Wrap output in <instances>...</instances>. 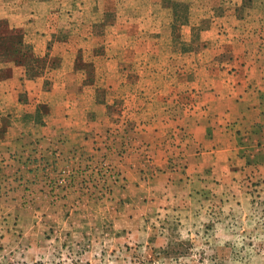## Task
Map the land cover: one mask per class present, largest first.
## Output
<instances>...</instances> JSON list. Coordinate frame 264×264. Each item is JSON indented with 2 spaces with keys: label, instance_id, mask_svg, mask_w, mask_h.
I'll return each mask as SVG.
<instances>
[{
  "label": "rangeland",
  "instance_id": "obj_1",
  "mask_svg": "<svg viewBox=\"0 0 264 264\" xmlns=\"http://www.w3.org/2000/svg\"><path fill=\"white\" fill-rule=\"evenodd\" d=\"M224 1H44L47 48L65 57H38L29 72L74 66L87 122L82 145L25 138L21 148L41 150L0 155V264H264V168L179 198L158 180L162 155L183 170L189 137L155 123L193 110V64L229 59Z\"/></svg>",
  "mask_w": 264,
  "mask_h": 264
},
{
  "label": "crops",
  "instance_id": "obj_2",
  "mask_svg": "<svg viewBox=\"0 0 264 264\" xmlns=\"http://www.w3.org/2000/svg\"><path fill=\"white\" fill-rule=\"evenodd\" d=\"M44 1L0 0V39L22 35L32 45L30 51L23 50L26 57H65V52L47 48L50 35L42 28L48 23ZM219 5L224 9L221 17L228 61L216 67L193 64L191 81H187V88L195 89L193 110L167 125L157 127L155 123L154 129L171 127L189 137L183 170L179 165L169 168L166 156L158 159V180L168 186V197H184L211 181L222 187L242 174L248 179L254 170L264 168V1L226 0ZM75 71L74 66L65 69L62 61L60 66L45 69L43 75L31 76L27 64L6 57L0 40V155L26 148L34 154L41 150L34 145L21 148L25 138L35 145L36 139L43 145L54 136L62 137L65 144L66 137L81 143L77 130L87 121L80 120L77 113L86 108L82 103L88 95L83 93V83L76 81ZM46 103L53 106L51 114L39 110ZM64 125L68 128L63 129ZM62 132L65 134L59 135ZM49 146L51 150L54 145ZM68 147L62 146L65 151Z\"/></svg>",
  "mask_w": 264,
  "mask_h": 264
},
{
  "label": "trees",
  "instance_id": "obj_3",
  "mask_svg": "<svg viewBox=\"0 0 264 264\" xmlns=\"http://www.w3.org/2000/svg\"><path fill=\"white\" fill-rule=\"evenodd\" d=\"M8 38H11V39H17V43L18 45L20 46H17L16 48H14L13 50L9 49V48H6V57L8 58H11L13 59L14 61H16L17 63H20V64H27L28 65V69H29V64L32 63V62H35V61H38L39 58L38 57H32V56H29V57H26L25 56V53L23 52L22 48H21V45L22 46H25L27 50L30 51L31 46L29 47L28 44H26L24 42V39H23V36L22 35H9L7 37H3L1 38V42H3V40H6ZM20 55V56H19ZM21 57H24L26 59V61H24ZM35 66L33 67V73L30 72V75L32 76H37L39 75V71L37 70H34Z\"/></svg>",
  "mask_w": 264,
  "mask_h": 264
}]
</instances>
